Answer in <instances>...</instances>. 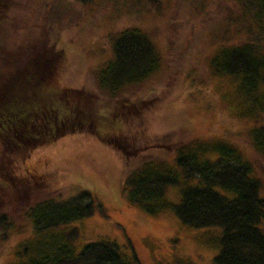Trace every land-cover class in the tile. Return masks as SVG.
Here are the masks:
<instances>
[{
	"label": "rangeland",
	"instance_id": "rangeland-1",
	"mask_svg": "<svg viewBox=\"0 0 264 264\" xmlns=\"http://www.w3.org/2000/svg\"><path fill=\"white\" fill-rule=\"evenodd\" d=\"M77 2L78 13L64 8L60 0H0V40L5 43L0 67L28 62L54 47L63 61L50 89L62 93L84 88L99 95L105 91L98 74L114 58L118 36L137 26L153 41L162 66L114 98L117 103L143 100L141 110L135 108L131 114L123 108L119 126L112 130L100 126L99 131L127 142L144 156L166 160H172L173 147L180 142L226 140L244 152L264 181V155L254 149L249 136L256 123L238 117L245 108L239 82L214 75L208 63L218 46L219 17L227 9L238 14L235 0H162L160 10L138 4L130 13L123 4L132 0ZM101 140L92 132L64 134L34 148L16 175H0V214L14 226L6 237L0 235V264H15L22 243L36 234L25 217L28 206L81 190L92 193L94 213L55 229H78L71 241L77 252L92 242L115 241L133 264L134 255L139 264H213L222 229L191 227L172 210L152 216L130 204L121 192L125 158ZM169 196L177 203L178 189L171 188Z\"/></svg>",
	"mask_w": 264,
	"mask_h": 264
},
{
	"label": "trees",
	"instance_id": "trees-1",
	"mask_svg": "<svg viewBox=\"0 0 264 264\" xmlns=\"http://www.w3.org/2000/svg\"><path fill=\"white\" fill-rule=\"evenodd\" d=\"M132 1L123 4L129 13L136 11L138 4L160 10L162 2ZM235 1L238 14L227 9L219 17L218 46L208 63L214 75L239 82L245 108L238 117L256 123L249 136L254 149L264 155V0ZM69 2L78 4L77 0ZM60 5L79 12L67 0H60ZM4 44L0 40L2 50ZM114 47V58L97 78L107 95L84 88L52 91L50 86L63 61L62 53L54 47L28 62L0 67V175H16L21 161L34 148L54 143L64 134H98L125 158L121 192L130 204L152 216L172 210L191 227H220L221 248L213 264H264V181L237 145L222 139L194 138L176 144L172 160H166L144 156L127 142L99 131L100 126L116 127L125 108L131 114L135 108L141 110L143 100L117 103L114 98L145 82L162 66L153 41L137 26L124 30ZM171 188L179 191L177 203L170 200ZM94 203L92 193L81 190L70 196L61 192L28 206L25 217L33 232L42 235L35 234L22 243L15 264H133L115 241L92 242L77 252L71 243L78 235L77 228L55 231L91 216ZM7 217L0 214L2 237L14 227ZM134 260L139 264L136 255Z\"/></svg>",
	"mask_w": 264,
	"mask_h": 264
}]
</instances>
